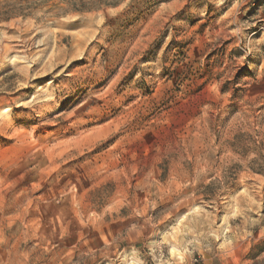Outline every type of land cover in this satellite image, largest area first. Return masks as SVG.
Here are the masks:
<instances>
[{"label":"rangeland","instance_id":"rangeland-1","mask_svg":"<svg viewBox=\"0 0 264 264\" xmlns=\"http://www.w3.org/2000/svg\"><path fill=\"white\" fill-rule=\"evenodd\" d=\"M0 264H264V0H0Z\"/></svg>","mask_w":264,"mask_h":264}]
</instances>
